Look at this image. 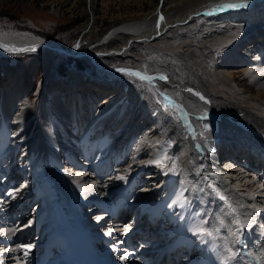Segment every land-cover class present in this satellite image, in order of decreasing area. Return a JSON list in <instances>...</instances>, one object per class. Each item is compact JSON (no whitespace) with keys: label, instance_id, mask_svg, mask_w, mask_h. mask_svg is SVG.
<instances>
[{"label":"bare ground","instance_id":"1","mask_svg":"<svg viewBox=\"0 0 264 264\" xmlns=\"http://www.w3.org/2000/svg\"><path fill=\"white\" fill-rule=\"evenodd\" d=\"M46 1L59 14L61 3L76 0ZM111 1L79 0L91 14L88 28ZM145 1L146 9L99 12L111 21L106 49L0 36V54H38L44 68L32 101L21 71L0 85V264H99L92 251L121 260L117 251L148 224L160 237L146 248L162 241L184 264H264V0ZM229 51L233 57L219 63ZM64 54L86 58L100 85L80 81L73 68L61 79L50 124L39 95ZM227 137L259 154L233 145L234 160L224 156L218 171L212 152ZM181 195L183 206L174 204ZM195 215L210 236L202 241L189 230L167 238ZM235 218L245 225L241 243ZM109 237L117 244L99 252Z\"/></svg>","mask_w":264,"mask_h":264},{"label":"rangeland","instance_id":"2","mask_svg":"<svg viewBox=\"0 0 264 264\" xmlns=\"http://www.w3.org/2000/svg\"><path fill=\"white\" fill-rule=\"evenodd\" d=\"M75 2L61 3L62 13L54 14L51 5L46 0H7L0 4V36L43 39L69 50L78 43L82 48L97 49L103 47L106 49L110 47L111 43L106 42L101 45V42L109 30L111 21L106 15L98 16L99 12L103 9L116 13L125 9L141 10L148 7L145 0H141L139 4L135 1L122 4L118 0L108 2L106 5L102 4L99 11L95 12L94 15L96 17L95 27L88 28L86 23L91 19V14L87 9H82L79 0ZM220 56L218 61L223 64L229 61L233 54L229 51ZM73 68L82 69L84 73L89 75H95L91 64L84 57H73L65 54L55 57L51 72L39 95L40 103L47 115L45 121L50 124L53 121L50 107L53 105L55 96L60 92V81ZM17 70L22 72L25 80V91L32 101L35 99L34 94L39 88L40 77L44 72L40 55L34 53L0 54V85L7 81L8 72H16ZM62 73L64 75L61 77ZM4 74L7 75L2 76ZM238 81L243 86L247 84L242 77H238ZM108 125L109 123H106L105 127Z\"/></svg>","mask_w":264,"mask_h":264},{"label":"snow or ice","instance_id":"3","mask_svg":"<svg viewBox=\"0 0 264 264\" xmlns=\"http://www.w3.org/2000/svg\"><path fill=\"white\" fill-rule=\"evenodd\" d=\"M246 5H241V4H228V5H217V8L219 9H224V8H236V7H244ZM211 13H209L210 15ZM78 46V45H77ZM35 50V49H33ZM118 71H122L120 69H118ZM129 75H133V76H139L140 79H147V80H151V77H147V76H140L139 73H134V72H129ZM161 79H165V77H160ZM189 91H191V89H189ZM201 99H203V97H201ZM175 162H173L174 164ZM120 179H124L123 176L119 177ZM182 200H183V195H181L180 197H177V199L173 202L174 204H179L180 206L182 205ZM257 211H259V209H257ZM236 225H238L237 229L233 232V235L236 237V242L237 243H241L240 240V236L242 234V229H244L245 225L238 219L235 218L233 221ZM221 224H223V220L220 221ZM261 227H264V225H261ZM193 235L198 236L202 241L204 236H210L212 233L211 232H207L202 225H197L196 228L192 229ZM9 251H12V249H9ZM229 252H231V249L228 250ZM25 255H27V251L25 252ZM260 256L262 258H264V252L260 253ZM125 257H121V259H124ZM226 264V262H225Z\"/></svg>","mask_w":264,"mask_h":264}]
</instances>
